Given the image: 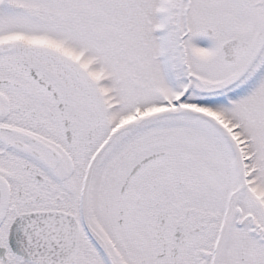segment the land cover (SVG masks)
Segmentation results:
<instances>
[{
    "label": "snow or ice",
    "instance_id": "1",
    "mask_svg": "<svg viewBox=\"0 0 264 264\" xmlns=\"http://www.w3.org/2000/svg\"><path fill=\"white\" fill-rule=\"evenodd\" d=\"M0 264H264V0H0Z\"/></svg>",
    "mask_w": 264,
    "mask_h": 264
}]
</instances>
